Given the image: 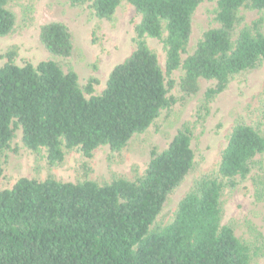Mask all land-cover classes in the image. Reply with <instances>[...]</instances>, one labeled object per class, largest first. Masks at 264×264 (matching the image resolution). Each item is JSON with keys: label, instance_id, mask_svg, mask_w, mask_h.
Masks as SVG:
<instances>
[{"label": "trees", "instance_id": "obj_1", "mask_svg": "<svg viewBox=\"0 0 264 264\" xmlns=\"http://www.w3.org/2000/svg\"><path fill=\"white\" fill-rule=\"evenodd\" d=\"M131 4L140 21L134 26L135 49L110 71L104 89L92 95L98 79L80 86L63 65L76 51L71 29L61 21L43 23L39 42L48 58L32 64L13 63L16 49L4 54L0 67L1 154L11 149L16 131L23 146L45 149L49 165L78 149L85 158L108 146L120 152L144 132L163 110L180 115L202 92L197 121L209 104L239 74L264 62L261 17L243 23L245 11H264V0H213L214 22L192 47V17L206 0H68L70 7L88 4L99 19L112 20L121 2ZM31 19L26 14L24 20ZM24 21V22H25ZM8 0H0V37L22 26ZM166 35L163 37V34ZM163 42L166 76L157 55L146 44ZM177 94H169L172 89ZM84 93L90 95L86 98ZM192 129L184 122L167 148L149 147L148 165L135 179L115 178L104 184L20 177L0 190V264H251L262 243L236 236L222 224L221 194L250 174L264 153V134L237 119L222 150L215 176L201 175L178 202L173 220L157 227L170 195L194 166ZM255 197L264 202V182L254 179Z\"/></svg>", "mask_w": 264, "mask_h": 264}, {"label": "rangeland", "instance_id": "obj_2", "mask_svg": "<svg viewBox=\"0 0 264 264\" xmlns=\"http://www.w3.org/2000/svg\"><path fill=\"white\" fill-rule=\"evenodd\" d=\"M68 0H8V6L22 21V26L12 34L0 37V67L6 62L4 54L16 49L13 63L37 64L48 58L47 51L39 42V27L43 23L61 21L74 35L76 51L63 65L64 71L72 69L78 76L79 85L84 86L90 77L98 79L92 95H97L105 87L113 67L122 62L135 49L134 26L140 16L134 7L123 1L116 8L113 19L95 17L88 4L70 7ZM215 1L206 0L198 5L192 17V47L202 30L214 22ZM26 14L31 19L24 20ZM243 23L261 17L264 32V11H245ZM25 21V22H24ZM166 33L163 34V37ZM148 47L157 55L159 65L166 77L175 81L179 72L166 76V52L161 40L145 38ZM212 82L201 81V92L187 103L180 115L163 110L155 122L144 132L134 135L120 152H111L108 146L97 148L92 157L85 158L78 149L67 151L64 160L49 165L46 152L41 148L33 152L21 142V131L17 130L11 142V149L1 154L2 174L0 190L11 188L20 177L44 180L48 176L58 181L81 182L85 179L104 184L115 178L135 179L141 176L149 161V147L158 150L167 148L176 130L184 122H190L192 129L191 147L194 151V166L181 185L170 195L166 206L155 225L162 227L174 218L178 202L187 194L193 182L201 175L217 174L221 153L237 119L257 128L264 134V62L257 68L236 75L227 89L210 104L209 113L203 121H197L196 113L202 92ZM169 94L176 95L174 88ZM86 98L90 95L84 93ZM264 182V153L254 160L247 178L235 188H225L221 194L222 224L234 227L241 240L262 243L259 255L251 259V264H264V202L255 197L254 179Z\"/></svg>", "mask_w": 264, "mask_h": 264}]
</instances>
